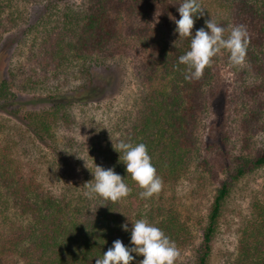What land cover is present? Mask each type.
Here are the masks:
<instances>
[{
    "label": "trees",
    "instance_id": "16d2710c",
    "mask_svg": "<svg viewBox=\"0 0 264 264\" xmlns=\"http://www.w3.org/2000/svg\"><path fill=\"white\" fill-rule=\"evenodd\" d=\"M12 2L0 0L1 31L15 24L14 19H7L12 13ZM199 2L204 15L195 20L193 34L205 27V20L211 18L225 29V37L238 25L251 29L246 58L254 71L264 74V62H260L264 60V0ZM180 3L182 0H87L85 6H74L70 0H47L46 6L32 16L34 21L28 28L40 31L34 58L37 66L21 72L27 74L32 84H37L38 78L66 76L69 69L76 66L82 75V80L75 82L71 90L50 94L48 107L35 112L31 122L39 140L59 154L62 152L57 144V131L75 122L69 117L68 109L75 104L100 101L111 91L115 78L111 60L117 49L121 8L129 15L150 13L157 26L165 23L169 33L165 37L172 38H153L148 34L151 42L148 47L153 52L148 54L141 68V86L133 111L128 118L115 122L102 139L88 143H91L89 150L102 164L124 177L131 189L127 204H122L123 198L115 203L99 197L89 199L85 196L86 190L58 193L46 188L36 178H28L14 170L9 148L0 145V204L3 205L0 206L3 208L0 209V264H95L97 257L102 256L114 240L121 239L125 245L129 244L130 220L140 218L184 243L181 232L185 227L181 229L183 226H179L173 211L166 210L157 196L162 199L159 193L164 184L184 176L191 162L199 116L205 108L204 89L214 79L217 55L204 68L200 79H185L187 66L179 64L178 58L190 50V37L179 38L171 19L180 18ZM144 30L152 32V28ZM100 68L108 71V75L103 77ZM11 82L7 77H0V109L15 103L17 95ZM261 106L264 107V100ZM120 141L142 142L147 146L162 180L159 193L147 199L139 196L142 189L130 174L127 175L125 165L119 162L120 154L113 147ZM262 167L264 150L252 159L243 160L221 183L204 228L196 264H209L223 205L234 182ZM251 214L242 229L237 254L225 264H264V203L256 200ZM125 222L129 225L128 231L121 227ZM141 259L142 256H137L131 264H138Z\"/></svg>",
    "mask_w": 264,
    "mask_h": 264
},
{
    "label": "rangeland",
    "instance_id": "374dc122",
    "mask_svg": "<svg viewBox=\"0 0 264 264\" xmlns=\"http://www.w3.org/2000/svg\"><path fill=\"white\" fill-rule=\"evenodd\" d=\"M70 2L74 6H85L87 0ZM46 3L47 0H40V3L38 0H13L10 4L13 14L10 12L7 19H14L15 24L6 31L0 29V77L12 80V90L17 95L12 106L0 109V145L9 148L14 170L28 178H36L58 193L81 192L86 190L84 183L92 182L93 178L85 160L90 168L95 167V161L107 169L89 150L90 144L102 139L104 132L110 131L115 122L128 118L134 109L141 86V68L148 54L153 52L148 47L151 46L148 34L153 38L172 36L165 37L169 34L165 23L159 21L157 26L150 13L129 15L121 8L117 49L111 60L115 72L111 91L100 101L75 104L68 109L69 117L75 122L58 129L57 144L62 153H55L35 135L31 122L35 112L48 107L50 94L71 90L75 82L82 80V75L76 66L69 69L66 76L38 78L37 84H32L27 74L21 72L37 66L34 58L40 31L28 26L34 21L32 16ZM146 27L152 28V32H146ZM27 28L30 31L27 32ZM247 31L250 33L251 29ZM213 70L214 79L204 89L205 108L199 116L191 162L184 176L164 184L159 193L162 199L157 196L166 210L173 211L179 226H183L181 229L185 227L181 232L184 243L167 234L178 251L175 264H196L219 186L229 178L233 168L264 150V107L261 106L264 74L254 71L246 57L243 64L233 65L224 50L217 54ZM100 71L103 77L108 75L103 68ZM78 141L86 144L80 145ZM256 200L264 203V167L234 182L223 205L209 264H225L235 257L242 229L252 215ZM127 203V197L123 198L122 204Z\"/></svg>",
    "mask_w": 264,
    "mask_h": 264
},
{
    "label": "clouds",
    "instance_id": "9594fccd",
    "mask_svg": "<svg viewBox=\"0 0 264 264\" xmlns=\"http://www.w3.org/2000/svg\"><path fill=\"white\" fill-rule=\"evenodd\" d=\"M178 5L180 18L171 17L176 25L174 32L179 34V38L190 37V50L178 58L179 64L187 66L186 80L200 79L204 68L222 50L229 54L233 65L244 63L249 34L243 25L233 27L225 37V29L211 18L205 20V27L197 29L193 34L195 20L204 15V8L199 0H182ZM176 41H173L175 47ZM113 147L120 154L119 162L125 165L127 175L130 174L131 179L142 189L139 193L141 198L147 199L160 192L162 180L157 175V169L144 143L120 141L114 143ZM85 164L93 174L90 180L92 182L84 183L87 198L99 197L115 203L129 195L131 189L114 168L106 169L95 161L94 168H90L86 160ZM130 221L132 225L129 244L125 245L121 239L114 240L112 246L102 256L97 257L95 264H131L137 256L143 257L138 264H175L178 251L174 242L161 228L145 218ZM121 227L125 231L129 230L127 222Z\"/></svg>",
    "mask_w": 264,
    "mask_h": 264
}]
</instances>
